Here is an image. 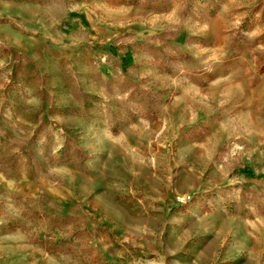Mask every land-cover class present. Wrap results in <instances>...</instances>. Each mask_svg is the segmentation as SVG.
I'll return each instance as SVG.
<instances>
[{"label":"rangeland","instance_id":"374dc122","mask_svg":"<svg viewBox=\"0 0 264 264\" xmlns=\"http://www.w3.org/2000/svg\"><path fill=\"white\" fill-rule=\"evenodd\" d=\"M0 264H264V0H0Z\"/></svg>","mask_w":264,"mask_h":264}]
</instances>
